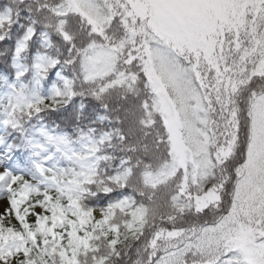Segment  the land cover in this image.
<instances>
[{"label": "trees", "instance_id": "obj_1", "mask_svg": "<svg viewBox=\"0 0 264 264\" xmlns=\"http://www.w3.org/2000/svg\"><path fill=\"white\" fill-rule=\"evenodd\" d=\"M94 2L102 7L105 15L118 14L110 24L105 23L103 36L91 34L86 20L69 8V0H0V17L11 18L10 22L0 19V145L8 151L0 157V161L5 162L0 169L6 166L13 173L31 180L28 189H21L31 191V199L22 205L21 215H25V210L30 209L34 201L47 203L49 212L37 211L48 218L56 234L48 235L44 229L42 235L47 243H42L41 235H37L35 244L39 249L32 247L33 255L37 251L41 255L50 252L55 264H62L57 253L61 249L80 247L83 238L98 247L81 252L79 264H97L104 257H107L104 264H156L162 256L172 264H213L217 258L218 264H227L238 254L221 244L219 252H215L213 245L210 255L206 245L195 246V236L206 227L219 224L233 203L232 218L223 231H217L218 238L230 233L243 235L249 229L259 238L264 232V215L260 212L264 205L259 196L262 184L253 176L251 183L245 186L242 177L236 173L244 162V149L248 145L244 129L248 126L249 98L255 85H260L255 91L257 96L264 93V78L255 77L247 89L236 96L242 128L240 140L231 155L220 157V161L226 160V163L216 162L220 147L229 148L228 141L233 138L231 132H220L214 122L212 107L200 76L196 75L206 60V48L203 47L198 59L189 56L188 61L182 60L192 72L195 96L181 100L171 88L165 92L177 115L187 152L186 169H182L168 152L170 142L160 117L159 97L146 87L139 62H126L130 47L125 46L114 53L119 57L116 69L126 74H138L136 80L129 75L122 83L105 88L112 77L86 78L83 67L86 54L111 50L126 39L122 17L127 19L129 27L135 25L138 39L146 36L142 31L144 25L152 24L159 30L158 23L152 18L139 24L132 21L126 16L127 11H131L127 0ZM167 4L176 7L173 0L152 5L155 13H162ZM66 9L68 12L64 15ZM171 10L177 13L173 8ZM261 21L258 14L251 25L248 20L246 24L247 31L259 39V47H264V31H258ZM174 22L175 26L180 23ZM205 27L210 28V24L206 23ZM176 29L178 32L169 37L184 38L186 33L177 26ZM61 30L69 39H65ZM191 40L194 41V37ZM52 60L57 61L54 66L50 65ZM66 82L74 92L69 104L56 111L48 108L38 114H25L27 102L37 97H50L53 87L66 93ZM60 99H67V96ZM201 145L213 161L211 172L204 178L200 176V170H196L194 177L193 161L203 158V153L198 152ZM183 178L188 193L199 195L217 187L221 199L198 211L193 198L180 193ZM5 183H0V199L9 195ZM238 190L240 196H237ZM45 194L51 197L50 201H45ZM150 195L158 204V211L141 227L131 212L139 205H149ZM28 221L35 229L32 215L28 216ZM2 224L24 232L25 246H32L26 230L11 215L6 213ZM110 225L119 226L118 233L111 230ZM172 230L179 234L160 239L155 250L150 247L156 232ZM113 239L116 240L115 251L109 245ZM13 242L21 243L16 240L10 244ZM56 245L59 247L52 252ZM44 259L52 264V259L46 255ZM37 264H40L39 260Z\"/></svg>", "mask_w": 264, "mask_h": 264}, {"label": "snow or ice", "instance_id": "obj_2", "mask_svg": "<svg viewBox=\"0 0 264 264\" xmlns=\"http://www.w3.org/2000/svg\"><path fill=\"white\" fill-rule=\"evenodd\" d=\"M264 2V0H262ZM142 0H130L129 7L131 9H138ZM111 11V6H108ZM122 7H124L122 5ZM69 8L72 12L80 15L86 20L87 25L93 35H104L105 23H111V21L118 15L115 12L112 14L105 15L102 7L95 3L94 0H69ZM68 9L63 13L66 15ZM127 17L136 18L137 13L134 11H127ZM146 19V17H140ZM0 19L7 20L10 22V16H3ZM64 21H61L63 24ZM121 23L125 28L126 39L122 40L119 47L113 49H101L99 52H94L92 55L85 56L83 67L86 71V78L99 77L105 79L112 77L110 83L105 85L109 87L113 84L122 83L130 75L133 80L139 78L136 73L126 74L125 72L118 71L116 69V61L118 60V53L123 47H130L132 53L128 57L127 63H131L133 60H137L140 64L141 72L146 87H149L155 96H160L167 89L171 88L181 100L192 99L195 96L196 89L194 88V81L192 79V72L188 67L185 66L183 61H188L189 56H195L197 59L203 46L198 41L193 40H182L169 37L168 35L160 32L152 24H146L143 26L142 31L146 32L144 39H138V33L135 29V25L132 27L128 26L127 19L122 17ZM61 34L64 35L65 39H69L66 33L61 30ZM2 39V37H0ZM20 47H23L21 45ZM264 56V52L261 53ZM208 62L214 68L218 79H231L230 74H236L240 79L232 84V93L235 96L239 95L241 88L237 87V83L242 87H247L253 82L254 77L264 78V59H261L259 65L256 68L249 70L243 63L245 56L240 57V63L234 65H228L227 63L221 68V66L215 63L210 57L206 56ZM99 61V62H98ZM57 61H50V65L54 66ZM199 77V73L196 74ZM68 91L62 92L60 88L53 87L52 94L50 97H37L33 101L27 102L24 106L27 111L26 115H32L33 113H41L45 109L51 108L53 111L58 110L59 107L70 103L74 92L71 90V86L67 84ZM104 89L102 88L101 91ZM67 96V99L61 100L60 97ZM49 100V103L45 101ZM235 104V101H233ZM239 108L234 107L231 112L233 120L231 121L232 126L235 128L233 139L229 141V148L227 152H223L225 156L231 155L240 140V133L242 131L239 117ZM248 117V126L244 131L247 133L248 145L244 149L245 156L244 162L236 169L237 176L242 177V182L245 186L251 183L253 176L258 177L262 187L259 191L261 204L264 205V93L259 96L256 95L255 90L249 98L248 109L246 113ZM7 123V121H6ZM191 126V122H188ZM198 152L203 153V158L200 161H193L194 164V177L196 170H200V176L206 177L211 172V166L213 161L208 157L207 149L203 145L199 146ZM10 159V157H9ZM191 159V157H189ZM216 162L226 163L227 161H220V153L217 154ZM177 164L185 167V160L181 157ZM0 165H5L4 161H0ZM39 168V165H36ZM243 169V171H241ZM175 170V169H174ZM5 191L9 194L6 197L0 199V204L3 208H0V264H37V260L40 264H48V260L44 259V255L48 259H52V264H55V260L52 257V253L45 252L41 255L39 251L35 255L32 253V247L39 249V245L35 244L37 235H41V242L47 243V240L43 237L42 233L44 229H47L48 235H56L52 225L48 223L46 216H41V211L49 212L50 209L47 207V203L34 201L30 209L25 210V215H21L22 205L31 199V191L21 189H28L29 182L25 177L19 173H13L6 166L0 169V183L5 182ZM23 181V184L20 182ZM240 182L237 187L239 189ZM185 186H181L180 193L185 192ZM223 187V185L221 186ZM38 191V190H37ZM241 193L238 190L237 196ZM51 197L45 194V201H50ZM175 200V197H173ZM202 199L205 203L210 200L219 201L221 197L217 194L216 189H210ZM151 203L149 205H139L132 209V217L141 223V227L147 222L150 215H156L158 211V204L152 200V196H149ZM134 203V201H133ZM233 207L225 214L222 221L219 224L206 227L202 233L195 236L196 247L206 245L209 249V254H213V245H215V252L220 251L221 244L228 251L235 252L238 256L233 260H228L227 264H264V232L259 234V238L249 229L243 235H237L230 233L228 236L218 238L216 233L218 230L223 231L226 224L232 218ZM197 210H203L202 204H198ZM260 212L264 215V206L260 208ZM11 215L21 228L25 229L28 237L32 240V246L26 247V241L24 240L25 233L18 232L14 227L4 226L2 220L4 214ZM34 217V223L36 225L33 229L32 223L28 221V216ZM132 227L131 224L128 225ZM111 230L118 233L119 226L110 225ZM107 235L106 233L104 234ZM159 235V233L157 234ZM170 236H175L176 233H169ZM99 239V237H96ZM19 240L21 243H11L10 241ZM116 240L109 241V245L115 251L114 245ZM56 245L52 248V252H56ZM98 246L92 245L89 239L81 238L80 247H70L67 250L61 249L57 255L61 257L62 264H79L78 256L81 252L86 250H92ZM71 252L72 255H68ZM227 256V252L224 253ZM95 259V258H94ZM107 257L102 258L97 264H104V260ZM156 264H172V261L161 257L156 261ZM213 264H218V258Z\"/></svg>", "mask_w": 264, "mask_h": 264}, {"label": "rangeland", "instance_id": "obj_3", "mask_svg": "<svg viewBox=\"0 0 264 264\" xmlns=\"http://www.w3.org/2000/svg\"><path fill=\"white\" fill-rule=\"evenodd\" d=\"M130 2V0H127ZM161 3L163 0H149V2L142 0L140 7L138 9H131L137 13L135 19L131 17V20L139 24L143 20L154 19L158 23L159 31L170 35L173 32H178L176 26L181 29V32H185L184 38L191 40L194 37V41H198L206 50V55L210 57L215 63L219 64L221 68L225 63L228 65H234L240 63V57L245 56L244 64L249 70L254 69L259 65L261 59H264L262 52H264V47H259V39L252 35V32L247 31V20L249 25H251L257 15L261 16L262 21L260 23L259 32L264 31V2L262 0H173L176 7L169 6L167 4L166 8H163L162 13H155L156 6L158 2ZM154 4V5H152ZM152 5V7H151ZM153 8V9H152ZM171 8L176 10L174 13ZM140 17H146V19H141ZM168 20V21H167ZM175 20L179 21V24L175 26ZM191 21L190 26L188 21ZM207 21V22H206ZM135 23V24H136ZM206 23L210 24V28L205 27ZM264 34V32H263ZM253 40V43L251 42ZM215 44V46H213ZM263 50L262 52H259ZM135 53L130 51L128 56ZM201 55V54H200ZM202 60V59H200ZM231 79H218L216 72L212 65L208 62V59L203 60L200 65L199 79L201 85L205 90V95L209 101L210 107H212L214 122L220 127V132L230 134L233 138L235 133V128L232 126L231 121L233 117L231 116L232 109L236 106L233 103L236 96L232 93V84L237 82L240 77L236 74H230ZM255 78V77H254ZM253 78V79H254ZM249 86V85H248ZM247 86V87H248ZM225 88L223 90V88ZM237 87L241 88L239 94L246 90V87H242L237 83ZM260 89V85H255L253 90ZM159 97L161 108L160 117L164 121V126L166 129L167 138L170 142L169 154L172 158L179 160L181 157L185 160V165L188 161L187 152L183 144V140L180 133V124L177 119V115L173 108L172 103L167 98L165 92H163ZM226 136V135H225ZM231 141V140H230ZM229 144V141H228ZM0 145V156L5 155L7 151ZM227 152L228 148L222 145L218 151L220 157H225L223 152ZM182 167V166H181ZM185 167H182L184 169ZM28 181V180H27ZM185 186V179L183 178L180 184ZM218 194V189L215 187ZM210 189L207 190V192ZM193 195L187 192L185 187V192L187 196L193 198L195 206L197 208L198 204H202L203 207L206 205H215L216 200H210L206 203L198 198H203L205 194ZM0 208L3 205L0 204ZM161 208H159L160 210ZM165 214L164 211H161ZM6 213L4 214V217ZM159 233V235H157ZM169 233L179 234V231H158L154 235L150 242V247L153 250L156 249L157 244L160 239L170 236ZM175 235V236H176ZM180 264H205L199 262H181Z\"/></svg>", "mask_w": 264, "mask_h": 264}]
</instances>
